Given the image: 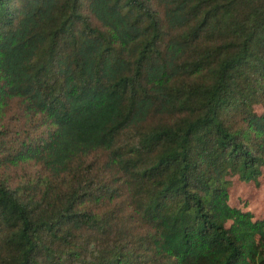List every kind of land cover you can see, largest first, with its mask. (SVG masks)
Wrapping results in <instances>:
<instances>
[{
	"label": "trees",
	"instance_id": "trees-1",
	"mask_svg": "<svg viewBox=\"0 0 264 264\" xmlns=\"http://www.w3.org/2000/svg\"><path fill=\"white\" fill-rule=\"evenodd\" d=\"M264 0H0V264H264Z\"/></svg>",
	"mask_w": 264,
	"mask_h": 264
},
{
	"label": "rangeland",
	"instance_id": "rangeland-1",
	"mask_svg": "<svg viewBox=\"0 0 264 264\" xmlns=\"http://www.w3.org/2000/svg\"><path fill=\"white\" fill-rule=\"evenodd\" d=\"M259 113L264 112V105L256 106ZM230 203L233 206L252 210L257 216H264V174L259 187L233 181L230 190Z\"/></svg>",
	"mask_w": 264,
	"mask_h": 264
}]
</instances>
